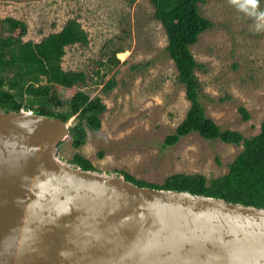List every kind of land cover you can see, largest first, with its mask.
Returning <instances> with one entry per match:
<instances>
[{
    "label": "rangeland",
    "instance_id": "rangeland-1",
    "mask_svg": "<svg viewBox=\"0 0 264 264\" xmlns=\"http://www.w3.org/2000/svg\"><path fill=\"white\" fill-rule=\"evenodd\" d=\"M154 12L150 0H0V32L2 21L13 17L27 23L25 41L39 42L76 18L89 34V44L67 47L62 61L65 70L85 71L86 83L57 92L68 100L83 90L100 96L107 109L101 130L87 128L85 145L74 148L71 135L62 142L57 156L65 163L80 154L100 174L126 172L156 184L177 173L222 176L242 144L192 133L165 146L191 103L166 55L167 34ZM200 12L214 24L192 47L202 66L197 75L207 114L222 129L255 136L264 119V0H207ZM117 50L120 63H110ZM112 80L115 86L105 91ZM241 106L250 120H243ZM76 122V116L67 121L69 127Z\"/></svg>",
    "mask_w": 264,
    "mask_h": 264
},
{
    "label": "water",
    "instance_id": "water-1",
    "mask_svg": "<svg viewBox=\"0 0 264 264\" xmlns=\"http://www.w3.org/2000/svg\"><path fill=\"white\" fill-rule=\"evenodd\" d=\"M70 135L0 107V264H264V208L67 164Z\"/></svg>",
    "mask_w": 264,
    "mask_h": 264
},
{
    "label": "trees",
    "instance_id": "trees-1",
    "mask_svg": "<svg viewBox=\"0 0 264 264\" xmlns=\"http://www.w3.org/2000/svg\"><path fill=\"white\" fill-rule=\"evenodd\" d=\"M150 1L155 9V19L161 22L167 34L166 55L174 61L178 83L185 88L191 103L184 120L166 138L165 146H173L181 138L198 133L208 140L242 144L243 149L230 163L226 174L212 179L202 173H177L167 177L162 184H156L138 180L126 172L122 174L128 181L142 187L189 191L264 208V119L260 133L245 137L240 131L222 129L208 116L203 103V86L197 75L202 66L192 47L202 33L214 26L200 12V5L207 0ZM2 24L5 29L0 32V107L8 111L32 110L66 122L76 116L77 122L70 127L72 145L77 149L85 145L87 128L96 132L101 130L100 117L106 111V105L100 96L92 98L83 90H76L68 100L57 91L65 89L72 92L76 86L86 83L85 71L65 70L62 61L67 47L89 44L88 32L78 19L72 18L61 31L34 42L24 40L28 32L26 22L8 17ZM119 51L114 52L110 63H120L116 58ZM114 86L112 80L104 90H111ZM61 105H67V110L59 111ZM240 113L243 120H250L251 115L244 106L240 107ZM71 162L84 170H96L94 164L80 154L75 155Z\"/></svg>",
    "mask_w": 264,
    "mask_h": 264
},
{
    "label": "clouds",
    "instance_id": "clouds-1",
    "mask_svg": "<svg viewBox=\"0 0 264 264\" xmlns=\"http://www.w3.org/2000/svg\"><path fill=\"white\" fill-rule=\"evenodd\" d=\"M74 164V163H73Z\"/></svg>",
    "mask_w": 264,
    "mask_h": 264
}]
</instances>
